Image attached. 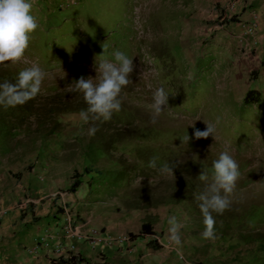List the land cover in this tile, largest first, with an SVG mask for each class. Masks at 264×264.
I'll return each mask as SVG.
<instances>
[{
	"label": "rangeland",
	"instance_id": "1",
	"mask_svg": "<svg viewBox=\"0 0 264 264\" xmlns=\"http://www.w3.org/2000/svg\"><path fill=\"white\" fill-rule=\"evenodd\" d=\"M30 2L39 27L25 62L0 65V83L8 76L17 79L32 63L47 75L25 105L27 116L15 120L0 112L8 128L4 138L0 131L2 215L32 216L50 205L49 222L61 237L67 211L72 225L126 237L124 245L147 222L157 231V241L172 247L177 264H264V39L256 30L258 11H249L247 20L242 16L250 2ZM259 29L264 35V24ZM115 50L133 59L132 83L119 97L121 111L108 122H84L79 116L87 108L83 94L68 87L81 76L98 77L95 62L114 60ZM160 87L169 95L170 109L152 123L148 105ZM250 89L259 101L244 106ZM204 122L215 127V139L195 138L196 129L206 130ZM93 126L98 131L87 135ZM224 151L236 160L241 175L229 208L213 213L215 229L224 232L206 240L199 204L192 214L186 203L168 201L185 182L205 188L213 161ZM154 156L156 169L148 167ZM166 162L174 165V176L160 173ZM202 171L209 175L207 182L198 179ZM75 176L82 185L72 198L67 189ZM196 196L192 193L191 199ZM249 211L255 212L250 228L244 224ZM172 217L182 225L179 246L169 239ZM48 237L45 231L32 244Z\"/></svg>",
	"mask_w": 264,
	"mask_h": 264
},
{
	"label": "clouds",
	"instance_id": "2",
	"mask_svg": "<svg viewBox=\"0 0 264 264\" xmlns=\"http://www.w3.org/2000/svg\"><path fill=\"white\" fill-rule=\"evenodd\" d=\"M33 5L30 0H0V65L7 66L6 62L16 65L25 62V52L29 47L30 39L39 27L32 14ZM104 49L103 54L104 55ZM113 59H101L95 62L96 72L99 76L85 78L81 76L68 88L83 94L87 105L86 109L79 112L84 122L104 121L112 119L113 113L121 111L122 102L120 94L122 89L131 85L129 79L133 71V59L120 50L111 53ZM47 73L36 63L24 68L18 73L15 83L4 81L0 83V106L15 108L22 106L34 99L41 90L42 83ZM96 81V82H94ZM168 93L163 87L157 88L153 93V102L148 105L152 112V123L156 122L168 107ZM206 130L196 129L195 138L207 139L212 136L215 139V127L206 123ZM194 127V124L192 125ZM98 128L93 126L87 129V135L94 136ZM189 136L185 140L189 141ZM158 157H152L148 167L157 168ZM174 165L164 163L159 169L161 174L172 175ZM239 166L236 160L224 151L219 158L213 161L211 182L206 184L204 190L195 198L199 201V208L203 215L204 231L202 237L206 240H215V219L213 213L223 214L229 208V196L234 192L236 183L240 178ZM200 181L207 182L209 175L202 171L198 176ZM169 239L179 246L181 237L180 225L175 217L169 219ZM102 234V233H101ZM156 240V239H154ZM123 248V247H122Z\"/></svg>",
	"mask_w": 264,
	"mask_h": 264
},
{
	"label": "crops",
	"instance_id": "3",
	"mask_svg": "<svg viewBox=\"0 0 264 264\" xmlns=\"http://www.w3.org/2000/svg\"><path fill=\"white\" fill-rule=\"evenodd\" d=\"M243 1L245 0H237V5L240 6ZM246 1L250 2L251 7L242 16L247 20L248 12L256 10L261 15L262 26L264 24V0ZM235 18L239 20L241 16ZM260 23L258 21L256 30L260 39H264V35L259 33ZM260 54L264 55V50H261ZM80 181L82 182V179ZM81 182L75 191L69 192L67 196L76 197L75 194L82 185ZM89 185L86 184L87 189ZM52 210L48 205V208L32 216L25 217L10 213L0 216V264H177L174 250L172 247L169 250L166 244L157 241V231L152 226L151 235L131 239L123 248L116 245H98L91 248L78 237L88 233L92 228L72 225L75 231L73 238L61 237L54 223L49 222ZM139 229L140 226L135 234L139 232ZM45 231L52 237L48 248L31 253L30 248L34 238L43 235ZM102 234L110 235V232L104 231ZM163 235L160 237L164 241L166 234Z\"/></svg>",
	"mask_w": 264,
	"mask_h": 264
},
{
	"label": "trees",
	"instance_id": "4",
	"mask_svg": "<svg viewBox=\"0 0 264 264\" xmlns=\"http://www.w3.org/2000/svg\"><path fill=\"white\" fill-rule=\"evenodd\" d=\"M232 20H234V19H232ZM2 79L9 81V82H13V83H15L17 80L13 76H8L7 79L6 78H2ZM258 101H259V96H258L257 92L252 90V89L248 90L242 98V104L244 106L248 105V104H255ZM25 105L26 104H24L22 106H17L15 108L9 107L7 109L4 108L3 106H0V112H1V114H3V115L6 114L7 117L15 118V120H16V119L23 118V117L28 115V112H27L28 107H26ZM1 114H0V131L2 132L3 138H4L7 135L8 128L6 126V122L2 119L3 116ZM75 178L77 181H74L70 185V187L67 189L71 193L75 191V189L79 186V184L81 182L80 181L81 177L79 178L78 176H75ZM203 190H204V188H203L202 184L197 185V184H194L191 182H185L184 184L180 185V190H179L178 195L174 198H171L170 201H168V202L173 203V204L179 203V202H184L188 205L191 213L195 214L197 212L196 209L198 207L199 201L191 199V196H192V193L195 192L196 195H198ZM254 213H255L254 211H249L247 214H245V223L244 224L248 228H250L249 225L255 221V216L253 215ZM230 221L234 225L239 224V220H237V219H230ZM215 231L224 232L222 229H215ZM147 234H150V235L152 234L151 225L147 222H142L140 224L139 232L137 234H130V235H128V237L129 238H136V237L147 235ZM242 239L244 242H248V240L243 236H242Z\"/></svg>",
	"mask_w": 264,
	"mask_h": 264
},
{
	"label": "built area",
	"instance_id": "5",
	"mask_svg": "<svg viewBox=\"0 0 264 264\" xmlns=\"http://www.w3.org/2000/svg\"><path fill=\"white\" fill-rule=\"evenodd\" d=\"M3 212L0 211V216L2 215ZM64 217V226H63V234L64 237L69 239L73 238L75 235V231L73 230L72 226V220L67 211L63 212ZM78 239L82 240L83 242H86L87 245H89L91 248L98 246V245H106V246H111V245H116L117 247H123L125 246L124 244L127 242L126 237H119V236H111V235H105L101 233H93V232H88L80 237ZM52 240V237L49 236L48 240L46 241L45 238H41L37 240L34 244H32V247L30 248L31 253H35L37 250H46L48 248L49 242Z\"/></svg>",
	"mask_w": 264,
	"mask_h": 264
}]
</instances>
